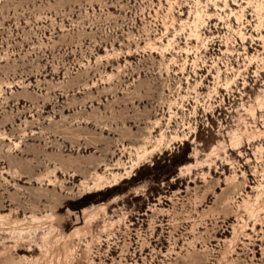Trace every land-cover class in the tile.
Wrapping results in <instances>:
<instances>
[{
  "label": "rangeland",
  "instance_id": "obj_1",
  "mask_svg": "<svg viewBox=\"0 0 264 264\" xmlns=\"http://www.w3.org/2000/svg\"><path fill=\"white\" fill-rule=\"evenodd\" d=\"M0 264H264V0H0Z\"/></svg>",
  "mask_w": 264,
  "mask_h": 264
},
{
  "label": "trees",
  "instance_id": "obj_2",
  "mask_svg": "<svg viewBox=\"0 0 264 264\" xmlns=\"http://www.w3.org/2000/svg\"><path fill=\"white\" fill-rule=\"evenodd\" d=\"M106 192H107V191H106ZM91 197H92V196H91V195H89V196H87L86 198H91ZM86 198H85V199H86ZM85 204H86V203H85Z\"/></svg>",
  "mask_w": 264,
  "mask_h": 264
}]
</instances>
